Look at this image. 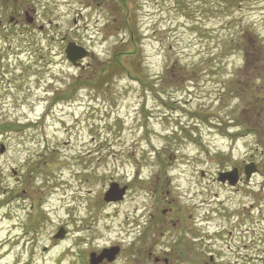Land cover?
<instances>
[{"label":"rangeland","instance_id":"374dc122","mask_svg":"<svg viewBox=\"0 0 264 264\" xmlns=\"http://www.w3.org/2000/svg\"><path fill=\"white\" fill-rule=\"evenodd\" d=\"M86 1L47 0L40 12L58 25L44 38H0V264H80L85 251L116 243L124 247L116 264H153L143 250L159 245L140 239L143 222L152 225L156 204L186 209L197 168L215 172L246 150L242 140L221 152L237 117L263 146L264 171V0H237L245 38L231 16L236 0H106L90 9ZM64 35L94 52L86 68L66 59ZM243 42L255 43L261 67L238 98L222 87L230 72L222 61L226 47ZM231 52L245 67L240 51ZM255 90L263 98L251 102ZM256 180L259 207L248 194L230 198L254 201L260 219L244 239L245 264L264 263V187ZM111 181L130 186L124 202L103 200ZM60 225L69 230L64 240L53 238Z\"/></svg>","mask_w":264,"mask_h":264},{"label":"flooded vegetation","instance_id":"af4514ba","mask_svg":"<svg viewBox=\"0 0 264 264\" xmlns=\"http://www.w3.org/2000/svg\"><path fill=\"white\" fill-rule=\"evenodd\" d=\"M44 2L45 0H0V34L2 32L7 35L27 37L34 33L35 28L43 34L46 27L52 24L51 19H47L46 22L44 14L38 12V10L44 8ZM87 3L91 5L92 0H87ZM102 3H105V0ZM31 26H35V28L30 29ZM242 167L243 165H239L243 176L244 167ZM216 180L214 181L217 182ZM249 185L251 183H247L245 177L241 178V182L236 187L222 184L225 189L230 191H241ZM200 217L205 219V222L211 223L210 215L202 216L200 214ZM231 222H235V220L232 219ZM202 223H204L203 220L197 222L196 217L191 212L186 220L180 217L177 218L173 223L171 253L163 249L159 252L160 255L169 256L171 254L172 264H219L221 261H227L229 264H239L240 261L246 258L242 252L243 245H238L241 242L238 241L240 239L238 233L241 232L242 226L238 227L236 225L233 229L212 228L211 225L205 226ZM213 231L217 232L212 233ZM222 239L226 241V249L217 244L223 242ZM225 241L223 244H225ZM229 255L234 256V258L229 257ZM164 260L167 261V258H164Z\"/></svg>","mask_w":264,"mask_h":264},{"label":"water","instance_id":"95a60500","mask_svg":"<svg viewBox=\"0 0 264 264\" xmlns=\"http://www.w3.org/2000/svg\"><path fill=\"white\" fill-rule=\"evenodd\" d=\"M68 58L72 61V62H76L77 60H79L80 58H82L83 56L87 55L88 52L86 50H84L83 48H77L74 45H69L68 49ZM123 196V190L122 191H118L115 187L110 190L107 195H106V200L110 201V200H119L121 199ZM63 230H61V232L58 234L57 237H63L64 236V232H62ZM94 264V263H93Z\"/></svg>","mask_w":264,"mask_h":264}]
</instances>
